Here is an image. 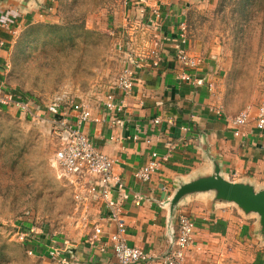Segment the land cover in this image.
Wrapping results in <instances>:
<instances>
[{
	"label": "crops",
	"instance_id": "0c3cea01",
	"mask_svg": "<svg viewBox=\"0 0 264 264\" xmlns=\"http://www.w3.org/2000/svg\"><path fill=\"white\" fill-rule=\"evenodd\" d=\"M40 2L0 0V41L4 42L0 44V80L6 86V64L18 30L44 20ZM170 16L165 14L164 21L162 17L155 20L162 26L164 36L161 63L153 66L145 53L143 60L139 53L127 54L125 68L133 71L134 87L123 98L124 109L109 111L104 104L106 98L99 105H90L93 115L101 120L89 122L84 128L95 145L115 159L114 170L125 183L123 189L114 187L112 195L123 208L127 242L149 254L146 261L133 264H165L162 257L175 246L181 214L195 221L194 242L183 264H264V232L258 213H247L234 202L217 199L214 191L191 192L174 200L183 184L218 171L226 179L264 190V130L251 121L244 135L234 134L226 116L242 109L219 98L223 72L215 68L203 42L192 37L184 46L200 57L201 63L197 71L181 65L175 57V45L183 20ZM120 44L128 49L127 44ZM145 44L148 51L151 39ZM184 70L194 71L203 81L181 80L179 74ZM115 94L120 99V91L116 89ZM32 103L38 108L33 100ZM219 106L223 109L220 113L216 110ZM153 153L159 155L160 165L152 178L143 182L135 172ZM65 182L74 198L73 185L67 179ZM80 214L85 228L75 239H52L45 229L27 227V241L23 244L27 243V252H33H28L31 257L38 258L35 264H55L49 253L53 247L65 249V264H120L109 245L101 249L116 229L107 207L91 200ZM97 223L104 224V233L92 239Z\"/></svg>",
	"mask_w": 264,
	"mask_h": 264
},
{
	"label": "rangeland",
	"instance_id": "374dc122",
	"mask_svg": "<svg viewBox=\"0 0 264 264\" xmlns=\"http://www.w3.org/2000/svg\"><path fill=\"white\" fill-rule=\"evenodd\" d=\"M40 5L44 20L18 30L6 64L7 86L33 100L38 112L32 117L0 107V264L39 261L23 244L30 225L52 239H75L85 228L82 207L54 167L58 142L47 104L55 98L102 103L126 67L127 54L140 57L148 52L145 41L152 45L158 33L150 23L154 9L162 21L165 14L181 17L186 28L180 23L179 31L203 42L223 72L220 99L255 111L264 98V0H41ZM121 42L128 49L119 48Z\"/></svg>",
	"mask_w": 264,
	"mask_h": 264
},
{
	"label": "built area",
	"instance_id": "2783aa9c",
	"mask_svg": "<svg viewBox=\"0 0 264 264\" xmlns=\"http://www.w3.org/2000/svg\"><path fill=\"white\" fill-rule=\"evenodd\" d=\"M153 18L150 17L157 34L154 36L152 45L149 47L147 55L151 59V64L157 66L163 60L162 57V26L157 20L161 13L154 9ZM6 24V21H1ZM181 30H185V22L180 24ZM179 42L175 45V57L184 68L197 71L201 63V58L189 53L184 46L187 36L184 32L179 35ZM0 44H4L0 41ZM122 48V45H119ZM144 55L140 56L143 60ZM182 71L179 78L183 81H192L195 83L203 80L195 72ZM134 87L133 71L131 68L123 69L115 88L107 95L104 104L109 111L120 112L124 109V100ZM210 89L213 84L210 83ZM119 90L121 97L117 99L115 90ZM0 107H12L21 114L37 116L36 107L32 101L24 97L12 88L6 86L0 80ZM217 112H222V106L217 107ZM47 111L52 115V126L57 138L58 147L54 155V165L59 169L61 177L67 179L74 187V199L82 208H87L91 200L104 204L110 211L109 218L116 224V229L111 232L101 249L110 246L120 264H133L146 261L149 254L139 246L129 245L126 238L127 226L123 218L122 206L113 198L112 190L114 187L123 189L125 186L121 176L115 172V159L100 150L94 143L91 136L85 132V126L92 121H100V117L94 116L91 106L85 101L69 102L63 98H55L47 104ZM226 119L232 126L236 136L245 134V127L251 121H255L259 130H264V101L260 104L256 112L252 108L246 107L234 115H227ZM158 121V119H156ZM116 122H121L117 119ZM166 158V156L162 157ZM160 165V157L153 153V157L141 166L135 176L143 182L149 181ZM98 178L93 182V178ZM195 221L187 214L179 216L178 235L175 246L162 259L165 264H183L186 253L194 242ZM104 233V224L94 225V234L92 239H98ZM26 235V233H24ZM21 235L24 241L25 235ZM29 254L33 252L28 251ZM55 264H65L68 261L65 249L53 247L49 251Z\"/></svg>",
	"mask_w": 264,
	"mask_h": 264
},
{
	"label": "water",
	"instance_id": "95a60500",
	"mask_svg": "<svg viewBox=\"0 0 264 264\" xmlns=\"http://www.w3.org/2000/svg\"><path fill=\"white\" fill-rule=\"evenodd\" d=\"M198 191H214L217 199L236 203L245 212L260 215L264 232V190L257 191L251 185L224 178L219 171L209 177H201L183 184L176 192L174 200Z\"/></svg>",
	"mask_w": 264,
	"mask_h": 264
}]
</instances>
